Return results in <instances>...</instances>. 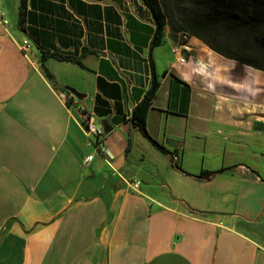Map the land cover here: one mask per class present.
<instances>
[{
  "label": "crops",
  "instance_id": "obj_1",
  "mask_svg": "<svg viewBox=\"0 0 264 264\" xmlns=\"http://www.w3.org/2000/svg\"><path fill=\"white\" fill-rule=\"evenodd\" d=\"M156 31L142 0H0V264H264V71Z\"/></svg>",
  "mask_w": 264,
  "mask_h": 264
},
{
  "label": "rangeland",
  "instance_id": "obj_2",
  "mask_svg": "<svg viewBox=\"0 0 264 264\" xmlns=\"http://www.w3.org/2000/svg\"><path fill=\"white\" fill-rule=\"evenodd\" d=\"M227 1L229 0H160V3L165 11L171 35L178 39L183 36L196 38L192 32L198 31L197 23L201 21L212 25L209 30L200 31L206 39L226 50L239 51L242 46H247L248 53H252V57L264 66V29L254 36L252 33H243L241 27H238L239 30L226 28L227 24L223 20L221 23V18ZM240 3L241 0H235V4ZM232 8L235 10L237 7L234 5Z\"/></svg>",
  "mask_w": 264,
  "mask_h": 264
},
{
  "label": "trees",
  "instance_id": "obj_3",
  "mask_svg": "<svg viewBox=\"0 0 264 264\" xmlns=\"http://www.w3.org/2000/svg\"><path fill=\"white\" fill-rule=\"evenodd\" d=\"M142 1L150 8L155 18L157 24V31L155 35L154 45L159 46L163 42L166 28L168 27L165 11L160 3V0ZM234 5L237 7L235 10H233L232 8ZM222 20L227 24L226 28L229 27L237 30L238 27H241L243 33H252V35L255 36L258 31L264 29V0H241L240 4H235V0H229L224 4L221 23ZM232 21L236 23L233 24ZM20 22L21 24L24 23V6L22 7L20 12ZM211 26L212 25L204 24L199 21L197 23L198 31H193L192 33L196 38L203 40L206 45H208L213 51L220 54L221 56L231 60H235L237 62H240L241 64L255 68L257 70L264 71V66L252 57V53H248V50L246 49L248 48L247 46H242L239 51H233L232 49L226 50L216 45V43L206 39L200 31L202 29L205 30L211 28ZM157 89L158 84L155 82L148 97L135 109L133 115L134 124L146 136H148L146 124L147 111L150 107L151 100L156 95ZM153 143L160 150L167 153V150L160 146L157 142L153 141ZM213 174L214 173L204 172L202 173L201 177H208Z\"/></svg>",
  "mask_w": 264,
  "mask_h": 264
},
{
  "label": "built area",
  "instance_id": "obj_4",
  "mask_svg": "<svg viewBox=\"0 0 264 264\" xmlns=\"http://www.w3.org/2000/svg\"><path fill=\"white\" fill-rule=\"evenodd\" d=\"M181 40L183 41V43H181L179 47L175 49V53L179 57V61L181 63H186L187 58L182 56L181 54L184 52L190 53L192 51V48H191V45H189L188 43L189 38L187 36H183ZM29 48H30L29 42L25 41L24 46H23V51L26 52ZM83 125H84L85 132L89 137L100 138L104 134L101 129L97 128L94 118L91 116L84 115ZM100 152L106 155L108 160L110 159V157L108 156L107 150L104 147L100 148ZM93 159H94V155L87 157L84 161V164L86 166L89 165L93 161ZM131 184L133 185L134 188H138L140 185V182L133 181Z\"/></svg>",
  "mask_w": 264,
  "mask_h": 264
},
{
  "label": "water",
  "instance_id": "obj_5",
  "mask_svg": "<svg viewBox=\"0 0 264 264\" xmlns=\"http://www.w3.org/2000/svg\"><path fill=\"white\" fill-rule=\"evenodd\" d=\"M67 90L69 91V92H71L74 96H76L77 98H81V95L77 92V91H75L74 89H72V88H67Z\"/></svg>",
  "mask_w": 264,
  "mask_h": 264
}]
</instances>
